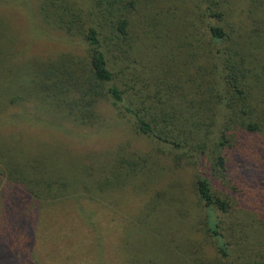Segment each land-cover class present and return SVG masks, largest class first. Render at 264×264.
<instances>
[{
    "label": "rangeland",
    "instance_id": "374dc122",
    "mask_svg": "<svg viewBox=\"0 0 264 264\" xmlns=\"http://www.w3.org/2000/svg\"><path fill=\"white\" fill-rule=\"evenodd\" d=\"M72 1L75 8L91 5ZM194 1L118 0L115 10L128 19L120 45L126 51L110 52L118 60L108 57L123 98L98 101L97 122L83 125L42 106L50 90L75 86L64 70L82 68L88 42L59 29L58 19L46 21L42 0H0V135L13 139L16 154L24 152L21 164H46L42 192L30 185L31 171L25 182L45 207L37 215L27 209L24 222L0 225V264H264V33L256 38L259 46L244 28L232 37L255 54L244 64V101L227 109L228 129L216 130L223 119L213 126L229 139L225 170H219L206 149L209 110L200 104L206 96L210 107H224V92L222 83L205 92L213 83L200 55L204 40L200 47L198 40L207 33L204 23L196 27ZM228 1L234 23L257 18L244 0ZM52 62L67 66L48 67L40 81L38 68ZM139 110L172 113L186 131L196 123L205 153L148 137L136 125L132 111ZM197 174L229 202L227 212L199 200ZM61 184L64 195L57 191Z\"/></svg>",
    "mask_w": 264,
    "mask_h": 264
},
{
    "label": "trees",
    "instance_id": "16d2710c",
    "mask_svg": "<svg viewBox=\"0 0 264 264\" xmlns=\"http://www.w3.org/2000/svg\"><path fill=\"white\" fill-rule=\"evenodd\" d=\"M244 1L250 11L256 10L255 16L257 18L249 16L246 21L241 19L236 23L231 19L233 9L230 7L228 0H195L193 2L195 24L204 23L205 32L207 33L204 39L198 40L199 47L204 40L203 50L200 55L205 60V66H208L205 69H207L209 74V80L213 83V85L209 83L205 92L208 95L209 91L216 92L217 83L219 85L222 83L224 92V95H221L224 107L220 104L210 107L209 98L206 96L202 97L200 104L201 108L205 107L209 110V125L204 124L205 127H209V132H207L209 146L206 149L211 163L219 170H225L226 158L224 150L229 139L224 130H220L215 134L213 126L216 120L223 119V122L218 124L216 130L221 128L228 129V122H230L232 116H228L227 109H232V106L244 101L247 87L245 79L248 77L244 72V64L246 65V62L248 63L255 54L251 52V48L241 47L238 40H235L234 45L232 37L236 31L244 28L248 37L253 38V42L259 46L260 40L256 38L264 33V25L262 27V24H264V3L260 5L262 0ZM117 2L118 0H90L91 5L87 9H83L80 6L75 8L76 3L72 0H42L40 9L43 16L48 18L46 21H52L51 23H53L50 18L58 19L61 24L58 27L59 29L68 35L82 36L89 44V53L82 68L70 65V71L64 70L67 73L70 72L72 81L76 82L75 86L72 85L69 91L54 90V92L50 90L44 99L46 101L44 106H42L44 110L50 113H60L63 117L88 125L97 122L95 111L98 101L106 98L107 95H110L116 101L122 100L123 93L114 83L115 73L110 68L112 60L108 57V54H112L118 60L119 57L117 58L116 54L110 52L114 50V52L124 53L126 51L120 48V45L122 42H126L128 37V19L115 10ZM229 10L230 14L227 13ZM196 27L200 28V24ZM248 51L249 56H246ZM208 62L209 64L207 65ZM53 64L54 62L38 68L41 76L39 77L40 81L41 79L44 80L42 77L47 74L48 67H55L57 70L60 67L58 65L67 66L65 64L55 66ZM52 72H54L53 69L49 71V73ZM197 86L198 88L200 87L199 84ZM74 95L77 96L74 97ZM66 101H70V103L68 102V104ZM84 112L87 115L83 114ZM240 112L243 113L245 111L241 109ZM132 113L138 129L148 137L159 140L164 144H170L175 148L192 147L198 150L201 155L205 153L204 147L207 146V142L199 130V125L196 123H193L191 128L186 131V129L174 123L176 117L172 113L160 114L158 112L156 116L147 113L141 114V110L132 111ZM164 114H168V119L173 122L165 123L164 121L167 120L162 117ZM223 123H225L224 127ZM254 127L253 124L249 125L250 129H254ZM186 132H189L190 137L194 139L195 146L193 144L189 145ZM10 140L13 139H9L8 134L0 135V162L3 165L2 170L0 169V202L3 206L0 225L2 223L24 222L23 220L30 218L27 209L35 210L34 215H37L45 207L39 198L32 196L30 188V185L35 184L38 186L39 192L44 189V178L40 175L44 173L41 169L46 167L45 162L40 160V164H35L33 168H29L26 165V160H24V164H21V162L23 163L21 155L24 152L16 154ZM158 149L154 151L157 156L162 151V149ZM33 160L35 161V159ZM151 160H154L152 156ZM145 161L146 158L142 160V163H145ZM134 165L136 166V164ZM90 169L91 166L88 165L85 166L84 170L90 171ZM26 172L34 175L30 180L31 184L28 186H25V182L28 180ZM92 173L93 170L89 175ZM120 173H122L120 170L115 171L113 178L118 180ZM106 183H109V181ZM193 185L199 200L204 204L212 206L220 212L229 210V202L223 197L213 195L210 182L204 176L197 174ZM59 189L57 191L64 195L61 192L63 185ZM213 231L215 230L213 229ZM220 249L223 252V248L221 247Z\"/></svg>",
    "mask_w": 264,
    "mask_h": 264
}]
</instances>
